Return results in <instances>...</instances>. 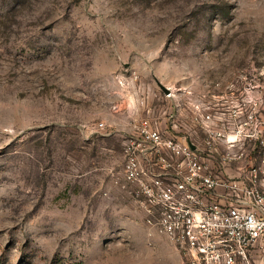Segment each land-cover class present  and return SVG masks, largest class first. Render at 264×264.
I'll return each mask as SVG.
<instances>
[{
  "label": "rangeland",
  "instance_id": "374dc122",
  "mask_svg": "<svg viewBox=\"0 0 264 264\" xmlns=\"http://www.w3.org/2000/svg\"><path fill=\"white\" fill-rule=\"evenodd\" d=\"M145 119L261 164L264 0H0V264H182L121 187Z\"/></svg>",
  "mask_w": 264,
  "mask_h": 264
},
{
  "label": "built area",
  "instance_id": "2783aa9c",
  "mask_svg": "<svg viewBox=\"0 0 264 264\" xmlns=\"http://www.w3.org/2000/svg\"><path fill=\"white\" fill-rule=\"evenodd\" d=\"M206 133L203 150L142 120L126 144L121 187L182 264H256V252L264 259V158L246 163L234 141L220 149L226 132Z\"/></svg>",
  "mask_w": 264,
  "mask_h": 264
},
{
  "label": "crops",
  "instance_id": "0c3cea01",
  "mask_svg": "<svg viewBox=\"0 0 264 264\" xmlns=\"http://www.w3.org/2000/svg\"><path fill=\"white\" fill-rule=\"evenodd\" d=\"M221 200V199H220ZM255 261L256 264H264V259L262 258V256L259 254V252L255 253Z\"/></svg>",
  "mask_w": 264,
  "mask_h": 264
},
{
  "label": "water",
  "instance_id": "95a60500",
  "mask_svg": "<svg viewBox=\"0 0 264 264\" xmlns=\"http://www.w3.org/2000/svg\"><path fill=\"white\" fill-rule=\"evenodd\" d=\"M159 86H160V88H161L166 94H169L170 89L166 88V87L163 86L161 83H159ZM191 146H192L193 149H195V146H194V145L191 144Z\"/></svg>",
  "mask_w": 264,
  "mask_h": 264
}]
</instances>
